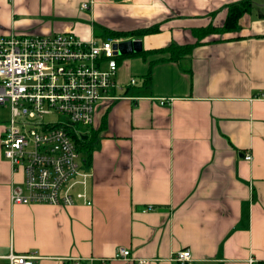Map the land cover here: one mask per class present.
Listing matches in <instances>:
<instances>
[{
  "label": "crops",
  "instance_id": "1",
  "mask_svg": "<svg viewBox=\"0 0 264 264\" xmlns=\"http://www.w3.org/2000/svg\"><path fill=\"white\" fill-rule=\"evenodd\" d=\"M239 1L0 0V35L106 39L156 27L118 37L138 39L146 53L119 55L131 60L117 59L114 78L127 69L138 86L118 84L116 99L95 104L91 149L80 153L89 204L12 202L22 172L0 146V255L179 264L170 254L188 249L196 264H264V0L223 31ZM170 44L190 49L174 60L152 51ZM118 246L133 260L115 258Z\"/></svg>",
  "mask_w": 264,
  "mask_h": 264
},
{
  "label": "built area",
  "instance_id": "2",
  "mask_svg": "<svg viewBox=\"0 0 264 264\" xmlns=\"http://www.w3.org/2000/svg\"><path fill=\"white\" fill-rule=\"evenodd\" d=\"M81 7L89 6L83 2ZM122 40L81 39L71 32L0 35V105L8 102L10 108L0 146L13 170H21L23 182L11 185L12 202L68 205L79 199L89 204L86 182L91 174L81 168L74 136L92 124L96 102L118 97L111 94L118 86L119 54L113 43ZM52 115L60 118L45 120ZM76 185L81 190L73 191ZM0 257L2 264H35L38 258L31 252ZM114 257L133 260L125 246H118ZM134 259L135 264L146 261ZM169 259L196 264L188 249L175 250Z\"/></svg>",
  "mask_w": 264,
  "mask_h": 264
},
{
  "label": "trees",
  "instance_id": "3",
  "mask_svg": "<svg viewBox=\"0 0 264 264\" xmlns=\"http://www.w3.org/2000/svg\"><path fill=\"white\" fill-rule=\"evenodd\" d=\"M251 6V0H241L239 2L231 3L227 7V13L224 19V22L222 24V30L227 31L232 28H234L237 24L238 18L246 11L249 10ZM210 28V27H208ZM153 30H156L155 28H147L143 30H130V31H113L109 35V37H128V36H136L141 35L143 33L152 32ZM190 49V46H175L174 44H170L164 48H157L153 49V52H168L167 59H177L182 54L187 53ZM146 50L142 49L138 52L130 53V55H141L145 56ZM147 78V77H146ZM91 125L86 128L81 134L78 136H74V142L76 144V148L79 151V153H89L91 149V141L94 136ZM83 135H86V138H83Z\"/></svg>",
  "mask_w": 264,
  "mask_h": 264
},
{
  "label": "rangeland",
  "instance_id": "4",
  "mask_svg": "<svg viewBox=\"0 0 264 264\" xmlns=\"http://www.w3.org/2000/svg\"><path fill=\"white\" fill-rule=\"evenodd\" d=\"M127 40H129V41H131L132 39L131 38H126ZM140 46H141V44H140ZM119 54V53H118ZM119 55H122V54H119ZM129 58V60H131V58L130 57H127V56H118L116 59H121V61H122V66H123V63L126 61V59H128ZM120 65V64H119ZM122 66H119V67H121L122 68ZM118 67V68H119ZM117 77H118V79H117ZM131 77H133L134 79H135V85H132V86H138V83H139V79H138V76H137V74H131L130 72H128V70L127 69H125L124 71H123V73H121L120 72V70L118 71V76H115V81H116V84H119V85H121V86H130L129 85V79L131 78ZM129 88H132V87H129ZM99 102V101H98ZM97 104V103H96ZM53 116H55V115H52V116H45V120H50V119H53V118H55V119H57V118H60V116L59 115H56L55 117H53ZM9 117H10V108H9V103L8 102H6L5 104H3V105H0V122L1 123H6L7 122V120L9 119ZM93 126V125H92ZM81 130L82 129H84V128H80ZM81 153H82V151H81ZM19 185H22L23 186V182L22 181H20L19 183H18Z\"/></svg>",
  "mask_w": 264,
  "mask_h": 264
},
{
  "label": "water",
  "instance_id": "5",
  "mask_svg": "<svg viewBox=\"0 0 264 264\" xmlns=\"http://www.w3.org/2000/svg\"><path fill=\"white\" fill-rule=\"evenodd\" d=\"M113 47L117 49V53L125 55L141 50L140 41L138 39H132L131 41L124 39L118 43H113ZM83 135V138H86Z\"/></svg>",
  "mask_w": 264,
  "mask_h": 264
}]
</instances>
